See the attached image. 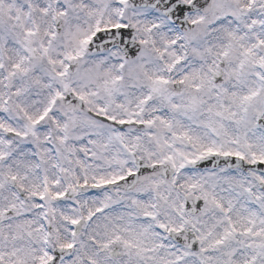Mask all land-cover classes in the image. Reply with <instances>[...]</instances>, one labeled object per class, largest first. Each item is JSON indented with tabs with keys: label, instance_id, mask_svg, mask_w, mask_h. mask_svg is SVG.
<instances>
[{
	"label": "snow or ice",
	"instance_id": "1",
	"mask_svg": "<svg viewBox=\"0 0 264 264\" xmlns=\"http://www.w3.org/2000/svg\"><path fill=\"white\" fill-rule=\"evenodd\" d=\"M0 264H264V0H0Z\"/></svg>",
	"mask_w": 264,
	"mask_h": 264
}]
</instances>
